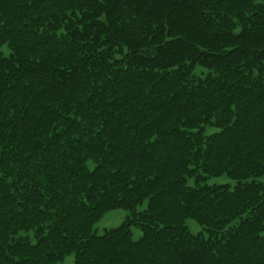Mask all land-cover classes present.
Returning a JSON list of instances; mask_svg holds the SVG:
<instances>
[{"label":"trees","instance_id":"obj_1","mask_svg":"<svg viewBox=\"0 0 264 264\" xmlns=\"http://www.w3.org/2000/svg\"><path fill=\"white\" fill-rule=\"evenodd\" d=\"M263 179L264 0H0V264H264Z\"/></svg>","mask_w":264,"mask_h":264},{"label":"rangeland","instance_id":"obj_2","mask_svg":"<svg viewBox=\"0 0 264 264\" xmlns=\"http://www.w3.org/2000/svg\"><path fill=\"white\" fill-rule=\"evenodd\" d=\"M198 71L200 72L201 69H198ZM210 132H212V130ZM227 182L229 181H227L226 178L224 177L210 181L211 184L227 183ZM127 215H128V212H126L125 210H114V211L108 212L102 218V220H100L96 224L95 231L98 233V235H102L105 232V230L120 226L125 221ZM187 224L193 233H199L202 230L201 227L193 220H188ZM133 235H134V239L138 240L142 236V233L139 229L133 228ZM60 264H74V256L72 255V256L67 257L65 262L60 263Z\"/></svg>","mask_w":264,"mask_h":264}]
</instances>
